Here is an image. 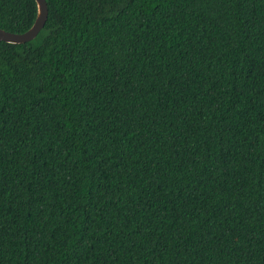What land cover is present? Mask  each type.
Returning <instances> with one entry per match:
<instances>
[{
	"label": "trees",
	"instance_id": "trees-1",
	"mask_svg": "<svg viewBox=\"0 0 264 264\" xmlns=\"http://www.w3.org/2000/svg\"><path fill=\"white\" fill-rule=\"evenodd\" d=\"M47 3L0 41V264H264V0Z\"/></svg>",
	"mask_w": 264,
	"mask_h": 264
},
{
	"label": "water",
	"instance_id": "water-1",
	"mask_svg": "<svg viewBox=\"0 0 264 264\" xmlns=\"http://www.w3.org/2000/svg\"><path fill=\"white\" fill-rule=\"evenodd\" d=\"M36 1L38 3V15L32 27L22 33L11 32L0 27V41H7L11 43H23L29 42L38 36V34L44 28L47 22L49 16V8L47 0Z\"/></svg>",
	"mask_w": 264,
	"mask_h": 264
}]
</instances>
